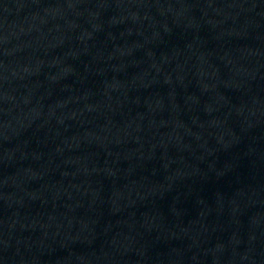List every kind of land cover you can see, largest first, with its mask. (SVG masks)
Here are the masks:
<instances>
[{
	"label": "water",
	"instance_id": "water-1",
	"mask_svg": "<svg viewBox=\"0 0 264 264\" xmlns=\"http://www.w3.org/2000/svg\"><path fill=\"white\" fill-rule=\"evenodd\" d=\"M0 264H264V0H0Z\"/></svg>",
	"mask_w": 264,
	"mask_h": 264
}]
</instances>
